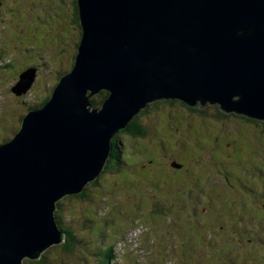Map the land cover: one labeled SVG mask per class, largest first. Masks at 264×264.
I'll return each instance as SVG.
<instances>
[{
  "label": "water",
  "instance_id": "obj_1",
  "mask_svg": "<svg viewBox=\"0 0 264 264\" xmlns=\"http://www.w3.org/2000/svg\"><path fill=\"white\" fill-rule=\"evenodd\" d=\"M71 71L0 145V264L64 242L54 210L96 181L112 140L147 105H217L264 122V0H76ZM36 69L21 73V96ZM108 95L100 109L90 103ZM179 168V167H178Z\"/></svg>",
  "mask_w": 264,
  "mask_h": 264
},
{
  "label": "rangeland",
  "instance_id": "obj_2",
  "mask_svg": "<svg viewBox=\"0 0 264 264\" xmlns=\"http://www.w3.org/2000/svg\"><path fill=\"white\" fill-rule=\"evenodd\" d=\"M74 3L0 0V144L70 69L81 33ZM29 68L34 83L17 96ZM189 109L166 101L143 113L144 138L119 136L127 166L103 169L85 197L57 202V225L79 242L65 252L64 237L43 252L44 263L22 264H99L108 246L115 264H264V122L216 119L215 105Z\"/></svg>",
  "mask_w": 264,
  "mask_h": 264
},
{
  "label": "trees",
  "instance_id": "obj_3",
  "mask_svg": "<svg viewBox=\"0 0 264 264\" xmlns=\"http://www.w3.org/2000/svg\"><path fill=\"white\" fill-rule=\"evenodd\" d=\"M74 7H75V9L73 10L74 11L73 12V16H75V21L73 19V16H72V21H73V23L76 24V26L79 29L80 26H79V22H78L76 3H74ZM79 37H80V33H79V36H78L77 39H79ZM74 44L77 46L78 40H76L74 42ZM75 55H76V52H74V55L72 57V61L70 62V65H69L70 69L68 71H65V72H60V74H59V76H58V78L56 80L57 83L59 82V80L61 79L62 76L68 74L71 71V69L73 68ZM56 85H57L56 83L53 84L54 87L52 88V90L55 88ZM52 90L50 91L48 97L40 105L34 106V107H29L28 111L29 110H33V109L35 110V109L41 108L50 99L51 94H52ZM107 95L108 94L106 92L101 91L98 95H95L94 98H90V103L92 104V106L94 108L100 109L102 104H103V102L105 101ZM165 102L166 101H157V102H154L153 104H150V106L147 105V107L144 110H142L140 113H138L129 122V124H128V126H127V128L125 130L119 131L115 135V137L113 138V140L111 142L112 148H111L110 156H109V158H108V160H107V162L105 164L104 171L105 170L118 171V170L122 169L123 167L127 166L128 163H126V161L129 159L128 152H126V150L124 149V145L121 143L119 136L120 135H126V136H130V137H132L134 139H142V138H144L146 136V132H145L144 128H142L140 126V124H139V117L143 113H145L148 109H153V106L155 107V105L161 104V103H165ZM175 102L176 101H167V105H174ZM179 103L182 106H184L183 103H181V102H179ZM189 110H191L190 112H195L196 111V109H189ZM215 110L218 111L217 115L215 116L216 119H219L220 117L224 116V114L220 111V109H219V107L217 105H215ZM198 113H200V112H198ZM24 116H22V118L20 119V124H21L22 119H23ZM249 121H252V120L249 119ZM254 121H256V120H254ZM256 123H258V122L256 121ZM15 133H14V135H15ZM261 133H263V132H261ZM11 139H9V140H11ZM9 140H5L4 139L2 144L8 142ZM93 183L95 184L96 181H94ZM87 186H85V188H84V190H83V192L81 194L76 195L74 197H76V198L85 197V192H86V187ZM59 206H60L59 203H56L55 208H57ZM136 207H139V206H136ZM154 208H155V210L157 212H162V213L164 212L163 211L164 207L162 205H159V207H157V209H156V207H154ZM60 209H62V208L60 207ZM54 217H55V220H56L57 223L61 222L59 220V212H57V211L55 212L54 211ZM58 226H59L60 230L64 233V236H65V243L62 244V247L64 248L65 252H70L72 250V248H73L74 243H76V241L79 242V240L73 235L72 231L69 228H67V227L64 228L63 226H61V224H59ZM42 260H39L38 262L41 263V261H42L44 263V259H42ZM115 262H116V257L113 254L112 248L111 247H107L106 250L104 249V252L102 253V258L100 259L99 264H115Z\"/></svg>",
  "mask_w": 264,
  "mask_h": 264
},
{
  "label": "flooded vegetation",
  "instance_id": "obj_4",
  "mask_svg": "<svg viewBox=\"0 0 264 264\" xmlns=\"http://www.w3.org/2000/svg\"><path fill=\"white\" fill-rule=\"evenodd\" d=\"M248 121V120H247ZM250 122H254V121H250Z\"/></svg>",
  "mask_w": 264,
  "mask_h": 264
},
{
  "label": "bare ground",
  "instance_id": "obj_5",
  "mask_svg": "<svg viewBox=\"0 0 264 264\" xmlns=\"http://www.w3.org/2000/svg\"><path fill=\"white\" fill-rule=\"evenodd\" d=\"M257 122H259V121H257ZM262 123V122H261ZM55 211V210H54Z\"/></svg>",
  "mask_w": 264,
  "mask_h": 264
}]
</instances>
